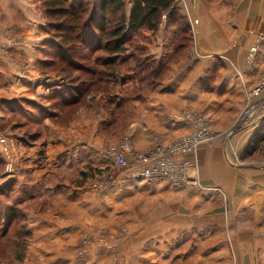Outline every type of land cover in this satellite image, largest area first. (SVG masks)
I'll return each instance as SVG.
<instances>
[{"label":"rangeland","instance_id":"374dc122","mask_svg":"<svg viewBox=\"0 0 264 264\" xmlns=\"http://www.w3.org/2000/svg\"><path fill=\"white\" fill-rule=\"evenodd\" d=\"M29 1L25 14L14 16L10 27L0 28V212L9 215L12 209L15 214L12 222L3 221L0 227L4 232L0 236V264H128L137 259L133 244L141 241L138 235L166 243L168 222L182 214H176L178 210L194 215L200 202H216L207 209L208 214L221 209L224 217L227 213L233 217L236 209L231 200L243 192L237 186L232 197L225 185H220L232 182L224 169L217 168L222 175L217 176L221 179L217 185L212 181V185L203 187L208 190L187 194L185 191L194 186L142 179L136 182L130 172L134 167L129 153L176 144L193 132L188 124L186 133L177 134L166 144L150 141L147 135L150 128L157 130L160 125L159 109H152L156 107L154 102L172 89L202 88L209 98L213 94L221 100L218 116L213 115L216 111L205 112L198 105L184 109L190 116L206 120L205 145L233 137L244 127L258 131L261 123L264 125V110H260L264 108V0H177L176 13L170 18L163 15L156 32L143 29L131 34L124 54L110 57L84 49L82 58L88 61L79 56L70 59L69 52L64 54L65 47L71 46L57 38L60 29L50 28L46 4ZM126 1L128 14L131 4ZM2 12L0 6V18ZM26 34L32 40L27 41ZM240 51L246 68L243 65L237 71L231 58ZM4 61L11 62L15 75L41 77L47 84L28 92L3 87L1 76L10 75ZM107 61L115 62L111 65ZM254 65L256 72L247 77V98L240 111H228L233 94L226 92L228 84L223 89L219 85L233 72L238 75L231 82L234 88H241L239 78L246 77L248 68ZM194 68L207 69V77H197L199 85L191 75ZM13 80L10 75V85ZM27 81L19 80L16 86ZM184 110L175 112L176 120L187 123L182 117ZM55 141L64 147V161L59 167L55 165V151L52 158L48 150ZM126 141L130 168L109 169L107 151ZM259 147V152L248 147L239 162L230 160L232 166L228 167L251 169L254 154L263 158L264 143ZM195 152L165 155L164 163L174 170L180 168V174H174L183 176L187 162L181 159ZM186 170L189 178L188 165ZM108 173L112 180L107 178ZM208 177L210 180L211 175ZM207 191L215 196L205 200L202 195ZM173 203L181 204L173 207ZM226 224L224 220L222 226L227 228ZM262 231L263 227L251 228L246 240L240 242L253 252L255 264H264V250L251 247L250 240ZM48 232L52 233L49 238ZM220 238L214 234L200 246L192 241V254L204 252L203 248L215 245ZM93 253L100 258L90 260ZM86 258L89 260L84 261ZM186 264H197V260Z\"/></svg>","mask_w":264,"mask_h":264},{"label":"crops","instance_id":"0c3cea01","mask_svg":"<svg viewBox=\"0 0 264 264\" xmlns=\"http://www.w3.org/2000/svg\"><path fill=\"white\" fill-rule=\"evenodd\" d=\"M29 2V0H0V6H2L3 9V15L2 18H0V28L10 27V21L12 20V18H14V16H16L17 14H25V9ZM29 28L32 29V27ZM28 34H26L28 38L26 36L25 37L27 41H30L32 40V37ZM245 48L248 49V47ZM215 57L220 58V56ZM255 63H259V61H256ZM231 64L235 67V70L237 69V71L238 69H242L243 65L245 67L244 53L240 51L236 54L235 57L232 56ZM4 65L6 69H9V74L14 80L10 85V75H2L1 78H3L4 80L3 87H9L10 90L17 92H28L32 91V87L34 86L47 84V82L44 81V79L42 80L41 77L39 78L33 76L31 78L23 77L21 75H15L14 72L16 70L14 66L11 65L10 61H4ZM245 68L244 73L246 72ZM255 72L256 65H254L250 69L248 68V71L245 74L247 75L246 77L242 76L241 79L239 78L240 82H242L241 88L239 87L240 85L234 88L235 83L231 82V80L233 81L238 74L236 75L233 72H231V74H228L226 81L219 85V88L221 87L220 89H223L225 87V84H228L226 92H231L233 94L228 101V106H230L228 111H240L245 98H247L245 97L244 90V85L246 86L250 83L249 80H247V77L251 74L254 75ZM192 74L196 76L195 83L199 85L197 77L200 76L199 80L204 76L207 77V69L200 70L199 68H194L191 71V75ZM25 78L28 81L25 82L24 85L21 83H17L16 86L17 81ZM191 87V90L187 88H185L184 90L179 88L168 90L167 94H163L164 97H161L154 102L156 104V107H152V109H159L158 116L160 117V125L156 126L157 130L150 128V130L147 131V135H149L150 141L156 140L161 144H166L169 139L173 137L175 139V137H177L178 135L186 133L189 125L184 120H180V122L179 120H176V118L178 117H176L175 112L180 110L182 111L185 108L189 109V105H193V107H196L198 105V107H201V110H205V112L209 110L216 111L215 113H213V115H217V111L219 109L218 103H221V100L218 97L214 98L215 96H213V94H211L212 97L209 98L210 96L208 95L207 90H204L202 88H194L193 86ZM215 92L218 93L219 90H215ZM195 95H198L199 97H196ZM185 96H187L188 98H186ZM227 96L228 94L225 96V98ZM176 104H179V107L176 106ZM186 104H188V106H185ZM213 105H215L214 109L211 108L213 107ZM262 109L264 110V108L261 107L260 110ZM187 113L189 112L184 110L182 116ZM261 120L262 119H260L259 121ZM216 127L217 126L215 125V120H213L212 128L215 130L217 129ZM246 128L247 127H244L242 128V130H238L239 132L237 131V134L233 137L229 136L226 139H223V137L220 138L218 141L220 142L219 144L218 142L212 144L210 143V145L204 144L205 146L201 147V149L195 152V154H187L185 160H183V158L181 159V162H187L189 168V177L197 179L199 181V184L202 186L200 188H195V186L188 188L185 191V193L187 194H191L193 192L197 194V191L208 190L203 187H206L207 184L212 185L209 184L212 181H216L217 185L221 181V179L217 176H222L221 173L219 174L220 171H217V168H222L227 171L225 175L232 177V182L230 184L221 183L220 185H225V190L227 192H230L232 194V197L234 196L233 193L238 190L236 188L237 186L242 187L241 191L243 192L241 197L235 195V198L231 200V203H235V215L233 217L231 216L230 218L227 213L225 215L226 217H224L222 213H219L221 212V209H218L216 213L215 211H213L211 214H208L207 209H209L216 202H200L199 209L194 215H192V213L188 210H186V213L185 211L181 212L180 210H178L176 214H182H180V216L178 217H175L174 220H169L168 222L167 229L169 230L167 231V241L165 243L168 245L164 247L165 244L161 243L159 239L156 240L154 237H152L151 241H148L147 238H142L141 235H138L137 240L141 241H137L136 244H133V248H135L133 249V251H135V258L137 259H135V262L128 261V264H183V261L184 264H186L187 262H190L192 260H197V264L256 263L253 252L247 250V248L242 247L240 242H244L246 240V238L248 237L246 232L250 231L251 228L263 227V231L261 233H258L250 240V246L254 248L259 247V249L264 250V155L263 158H259L258 153L254 154V162L250 164L253 166L251 169H247V167L244 168V166H242L243 168L240 167L241 169H238L237 166H235L237 168L232 169L228 167V165L232 166V164H230V160L232 161L234 159L235 162H239V156L243 154V151L249 150L248 147L254 149L253 141L255 138L254 135L256 134V129L253 128L246 130ZM222 142L223 144H221ZM54 144L55 145L49 147L48 150L51 151L52 158L54 156V153H52V151H55V165L56 167H59L64 161V147L58 141H55ZM259 149L260 148H255V150L258 152ZM59 156L60 158H58ZM209 175H211L210 180L208 177ZM135 181L139 182L141 180L137 179ZM230 193L229 196L231 197ZM209 196L214 197L215 194H208L207 191L206 193H204V195H202L205 200H207ZM180 204L181 203H173V207L179 206ZM224 220L227 224H229L225 225L227 226V228H224V226H222ZM250 225L251 228L247 227ZM230 228H233V231H229ZM51 234V232H48L46 235L47 238H49L48 235L51 236ZM214 234L216 236H222V238L219 239V242H217L215 245L213 244L209 248L201 247L205 249V251L201 252L200 254H192V241L196 246H200V243L207 238L210 241ZM144 239L146 240L144 241V244H142L141 242ZM203 244L201 246H203ZM138 246H141L140 248L142 249H140ZM195 248L196 247H194V249ZM110 250L111 249H107V254H111ZM228 250H230L231 253ZM221 254H224L223 258H221ZM90 256L91 257L89 258L92 261L93 258H100L99 256H94V253ZM86 260L89 259L86 258L84 261Z\"/></svg>","mask_w":264,"mask_h":264},{"label":"trees","instance_id":"16d2710c","mask_svg":"<svg viewBox=\"0 0 264 264\" xmlns=\"http://www.w3.org/2000/svg\"><path fill=\"white\" fill-rule=\"evenodd\" d=\"M42 1L46 4L50 28L55 31L60 29L61 33L57 34V38L63 44L71 46L65 47L64 54L69 52L70 59L79 56L82 60L87 59L82 58L84 49L95 53L104 52L110 57L124 54L132 33L143 29L156 32L163 15L168 14L167 17L170 18L176 13L177 6V0H130L131 6L127 14L126 0ZM81 45L85 47H76ZM114 62L107 61L111 65ZM256 134L253 146L261 148L259 145L264 143L263 124ZM8 212L9 215L0 212V227L3 221L12 222L15 218L12 209ZM1 230L0 228V236L4 233Z\"/></svg>","mask_w":264,"mask_h":264},{"label":"built area","instance_id":"2783aa9c","mask_svg":"<svg viewBox=\"0 0 264 264\" xmlns=\"http://www.w3.org/2000/svg\"><path fill=\"white\" fill-rule=\"evenodd\" d=\"M255 49L251 51V54H254ZM183 119H187V124H189L193 128V132L184 137L183 141L178 142L176 144H170L168 146L157 145L146 152H130V158L132 166L134 169L130 170L131 175L134 176V179H142L146 182L157 183L160 181H165L167 184H171L174 186H200L198 181L190 180L186 175V166L183 168V176H177L175 174H180V168L173 169L172 167L168 168L165 165L164 157L165 155H179L180 153H189L195 152L198 146H193L194 144H204L207 142L208 133L205 130L206 120L202 117H193L190 116L189 113L184 114ZM181 117V118H182ZM186 122V121H185ZM189 146V150L183 149V146ZM129 144L126 141L120 147L116 149H112L107 151V165H109V169H128V150ZM175 173V174H174ZM109 173L107 174V178L112 180L113 177H109Z\"/></svg>","mask_w":264,"mask_h":264},{"label":"bare ground","instance_id":"6f19581e","mask_svg":"<svg viewBox=\"0 0 264 264\" xmlns=\"http://www.w3.org/2000/svg\"><path fill=\"white\" fill-rule=\"evenodd\" d=\"M245 118V117H244ZM244 120V119H243ZM244 125V124H243ZM189 146H191V145H185V146H183V149H186V150H189ZM193 146H198L199 147V144H194ZM197 147V148H198ZM135 179H137V178H135ZM189 179L190 180H192V181H198L197 179H194V178H191V177H189ZM200 185V184H199Z\"/></svg>","mask_w":264,"mask_h":264},{"label":"water","instance_id":"95a60500","mask_svg":"<svg viewBox=\"0 0 264 264\" xmlns=\"http://www.w3.org/2000/svg\"><path fill=\"white\" fill-rule=\"evenodd\" d=\"M215 55V54H214ZM215 56H218V55H215ZM219 57V56H218Z\"/></svg>","mask_w":264,"mask_h":264}]
</instances>
